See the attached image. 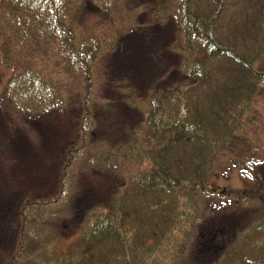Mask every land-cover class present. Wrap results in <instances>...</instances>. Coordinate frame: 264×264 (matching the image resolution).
<instances>
[{
  "label": "trees",
  "instance_id": "obj_1",
  "mask_svg": "<svg viewBox=\"0 0 264 264\" xmlns=\"http://www.w3.org/2000/svg\"><path fill=\"white\" fill-rule=\"evenodd\" d=\"M258 99L264 0H0V149L53 114L57 151L40 197L0 170V264H264Z\"/></svg>",
  "mask_w": 264,
  "mask_h": 264
},
{
  "label": "rangeland",
  "instance_id": "obj_2",
  "mask_svg": "<svg viewBox=\"0 0 264 264\" xmlns=\"http://www.w3.org/2000/svg\"><path fill=\"white\" fill-rule=\"evenodd\" d=\"M238 8H229L225 9V12L222 15V19L217 25V27L225 31L228 28V22L231 20V16L237 13ZM159 68L162 71V67L159 65ZM139 70V69H138ZM139 72V71H138ZM163 80L162 84L164 86H169L171 84L177 83L178 81L184 80V77L176 74L173 70H168L166 72H162ZM193 93L197 95L208 94V86H198ZM258 99V103L256 104L257 108V116L259 118L257 123H254L252 126H245L243 130L244 137L250 139L254 143L258 145L259 150L264 154V101H260ZM262 112V113H261ZM55 119L54 115H45L37 119V121L24 120L22 121V125H19V131L21 138H13L10 141V144H6L0 149V170L2 174H6L9 178L14 176L13 173L17 176H26L30 175L32 177L31 181L21 179V189L26 191H30L35 194V197L43 196L45 193L49 192L53 187V179L55 177V168L51 163V160L56 156L57 151L54 143L52 144L46 137H48V132L40 131L37 128L36 130L32 129L35 126H48L54 124ZM22 126V127H21ZM8 128L7 126H5ZM16 126H10L11 129H14ZM22 128V129H20ZM3 132V131H2ZM4 133V132H3ZM2 134L0 132V142L2 138ZM20 141L21 144H24V148L20 149V145L18 143ZM22 141V142H21ZM24 142V143H23ZM246 145L244 144L240 148V152L243 160L246 163V169L248 172L243 170L238 172V176H235V182L238 185H241L246 188H250L253 185V178H255L258 182L261 183L263 187L264 193V161L253 160L250 152L247 150L246 153ZM9 161L15 162L16 165L12 164L15 169L12 170V167L8 165ZM26 164H30L26 166ZM225 164H220L219 168L222 171ZM234 178V177H233ZM25 181V182H24ZM6 187V185H3ZM10 189V187H9ZM17 187L11 188L9 191L16 195ZM0 194H5V190L0 189ZM1 206H5L2 202H0ZM253 207H248L245 210L236 211L234 217V224H238L245 218L248 213H253Z\"/></svg>",
  "mask_w": 264,
  "mask_h": 264
}]
</instances>
